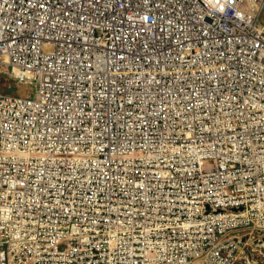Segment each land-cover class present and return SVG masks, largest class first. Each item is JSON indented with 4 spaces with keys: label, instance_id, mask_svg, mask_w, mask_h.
<instances>
[{
    "label": "built area",
    "instance_id": "1",
    "mask_svg": "<svg viewBox=\"0 0 264 264\" xmlns=\"http://www.w3.org/2000/svg\"><path fill=\"white\" fill-rule=\"evenodd\" d=\"M0 264L264 255V0H0Z\"/></svg>",
    "mask_w": 264,
    "mask_h": 264
},
{
    "label": "rangeland",
    "instance_id": "2",
    "mask_svg": "<svg viewBox=\"0 0 264 264\" xmlns=\"http://www.w3.org/2000/svg\"><path fill=\"white\" fill-rule=\"evenodd\" d=\"M236 264H264V255H262L261 257H254V258L249 256L248 258H245V259L243 257Z\"/></svg>",
    "mask_w": 264,
    "mask_h": 264
}]
</instances>
